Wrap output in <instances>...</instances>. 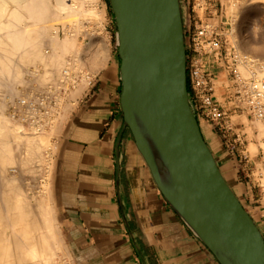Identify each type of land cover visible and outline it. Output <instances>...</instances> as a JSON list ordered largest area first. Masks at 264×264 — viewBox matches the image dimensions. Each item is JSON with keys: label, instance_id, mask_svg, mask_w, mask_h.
I'll list each match as a JSON object with an SVG mask.
<instances>
[{"label": "crops", "instance_id": "1", "mask_svg": "<svg viewBox=\"0 0 264 264\" xmlns=\"http://www.w3.org/2000/svg\"><path fill=\"white\" fill-rule=\"evenodd\" d=\"M180 6L186 30L192 1ZM120 90L119 66L109 55L58 135L49 188L73 264H221L164 199L130 130L120 134ZM202 134L214 152L217 137Z\"/></svg>", "mask_w": 264, "mask_h": 264}, {"label": "water", "instance_id": "2", "mask_svg": "<svg viewBox=\"0 0 264 264\" xmlns=\"http://www.w3.org/2000/svg\"><path fill=\"white\" fill-rule=\"evenodd\" d=\"M108 2L120 59V134L130 130L164 199L214 240L220 253L194 230L221 264H264V236L225 182L190 105L179 0H162L154 13L151 0Z\"/></svg>", "mask_w": 264, "mask_h": 264}, {"label": "bare ground", "instance_id": "3", "mask_svg": "<svg viewBox=\"0 0 264 264\" xmlns=\"http://www.w3.org/2000/svg\"><path fill=\"white\" fill-rule=\"evenodd\" d=\"M151 1L153 5L151 4L150 11L152 10L154 13L153 6H155L156 10H159L162 0ZM93 2L95 0H70V2L67 0H0V264H63V260H67L65 264H73L68 249L64 245L61 228L52 210L53 202L51 204L50 188L43 185L38 192L31 189L34 187L33 185L27 189H23L20 186L24 185L20 184L24 180L22 177L24 172L27 174L26 171L29 170L34 173L35 171L32 170L31 166H34L35 170L39 169L40 151L44 149V144L47 143L48 146V142L44 138L48 137L50 139L51 137L38 133L42 129L36 132L35 135L32 132L30 134L25 131L27 129L22 126V123H27L34 132V129H37L34 124H39L36 117H41L45 114L48 116V111L45 109L46 104L43 100L33 98L34 96L31 97L32 99L27 95L21 96L20 93L23 91L20 88L25 85L27 87L28 85L34 86L36 83L39 86L41 84L44 85V83L46 85L48 82L60 85L65 83L67 77L70 76V70H81L85 66L94 72L104 64L108 54L104 36L98 35L84 47H81L75 42V38L70 37L71 35L65 34L63 38H59L56 31H52L54 28L53 22L65 20L64 18H68L65 23L74 27L75 30H78L77 32L81 31V28H83L81 26V23H83L81 22L82 17L92 16L91 14H93L95 18L94 14L98 11L96 10L97 8L93 7ZM235 4L234 7L236 6ZM253 4L252 0L246 4L237 26L239 35L242 37L240 40H242L243 47H246L247 50L255 54V57H258L253 58L249 55L250 53H247L248 55L245 54L248 59L247 62L255 61L259 58L264 60V45L257 46L244 36L245 24L252 15L260 12V6ZM234 7L232 6L231 9H234ZM237 10L238 8L236 7L235 11L237 12ZM95 15L97 16V14ZM89 18L91 20V17ZM92 21L94 22V20ZM74 51L76 55H79L72 59L74 60L73 65L67 57L71 56L69 54ZM238 54L241 55L240 53ZM261 64H263L262 67L258 68L259 64L253 67L256 78L264 75V62ZM243 67H246L247 71L249 65L244 64ZM240 68L241 66L238 69ZM247 73L250 74L253 71L248 70ZM244 77L247 76L244 74ZM86 80L80 81L79 86L76 89L74 88L76 92L73 91V88L70 91V88L69 90L65 85L63 86L70 91V96L73 92H75L73 94L75 95L87 85L89 81L87 82ZM63 86L60 85V87ZM232 97L234 98V95ZM73 103H69V105ZM66 104L64 107L68 108L69 105L66 106ZM40 125L38 126L40 127ZM259 126L262 127L261 125ZM51 130L53 131V129ZM260 130L264 134L263 128ZM37 133L40 135H37ZM261 137L264 138V136ZM159 161L161 167H163L164 165L160 158ZM41 165L43 166V163ZM39 171H36L35 174H39ZM222 176L227 183L223 174ZM21 178L23 180L20 181ZM18 182H20V185ZM234 195L236 196L235 193ZM237 199L239 200L238 197ZM184 216L197 233L204 232L192 219L186 215ZM202 235L219 252L214 240L205 232Z\"/></svg>", "mask_w": 264, "mask_h": 264}, {"label": "rangeland", "instance_id": "4", "mask_svg": "<svg viewBox=\"0 0 264 264\" xmlns=\"http://www.w3.org/2000/svg\"><path fill=\"white\" fill-rule=\"evenodd\" d=\"M67 1L70 2V0H67ZM236 1L237 0H207L205 5L203 6V9L197 10L195 12L190 11L189 13L190 15L189 25H191L190 27H192L194 23L196 22L198 23V22L208 21L217 28V31L219 33V48L216 51H214L213 54L204 57L203 71L209 76V78L211 79L213 83L214 101L223 110H225L226 112L225 118L221 120H213L209 118L205 114V112H203V110L200 108L199 91L195 87H192L191 83L189 82V78H188V82H189L188 93L190 97V105L198 121L201 134H202V131L206 132L208 130L210 132H213V134L218 139L217 149L219 150V153L216 151L217 149H215L216 152L215 151L213 152V148L212 149L210 148L217 162V165L219 166L221 172L222 173L224 172L226 174L224 177L227 183L232 188V190L235 192V194L238 196L242 204H244L243 207L246 210L250 209V214H252V216L256 218V220L258 221V224L261 227L262 234L264 236V201H263L264 200V174H263L264 171H263V167L261 164V152L264 150V147H263L264 138L263 137L260 138V136H264V134L260 132L261 128H263V131H264V125L261 124V122L259 123V121H258L259 123L258 124L257 121L252 119L247 114V112L242 107V105L236 101L237 100L235 97L236 81L233 75V71L236 70L240 74V76L243 75L241 77L245 78L244 74L248 76L247 72L249 69L246 71L247 68L243 67L244 63L237 62L233 64L232 62V56L234 54L239 55L238 53H240L241 55L250 53L249 55H251V57L253 58L255 57L254 53L247 50L246 47H243L244 45L241 42L242 40H240V38L242 37L239 35V30L237 29L238 23L243 15V10L246 4L251 2V0H243V1L238 0V2ZM263 1L264 0H257V1L252 0V3H254L253 5L260 6V12H258L255 15H252L244 27L245 38L250 40L251 42H253V44L257 46L264 45V14H262L264 13ZM232 2H235L237 4L232 3ZM234 4L236 5L235 7H234ZM92 5L95 9L97 8L96 10H98L97 12H95L97 16L94 14L95 16L94 18L93 14H91L92 16L87 15L86 16L87 18L85 16L82 17L81 22L83 23H81V26H83V28H81V31L77 32L78 30H75L74 27L69 26L68 23H65L68 20V18H64L65 20L62 19V21L56 20L59 22L54 21L53 22L54 28L52 29V31L53 30L56 31L59 38H63L65 34L67 35L69 34L68 36L71 35L70 37L75 38V42L79 44L81 47H84L93 38L95 39L96 37H98V35L104 36L106 40V44H107V50H108L107 57L109 55L114 57L117 62V65L119 66L120 59L117 54L116 26L114 23V17H113L109 2L108 0H95V2L92 3ZM232 6L234 7L235 10L237 7L239 11L237 10L236 12L233 8H232L233 9L232 11L231 9ZM181 13H182V10H181ZM89 17H91V20H89L90 19ZM92 20H94V22ZM260 20H261V23H260ZM258 23H259V26H258ZM254 35H255V38H254ZM69 55L71 56H68L67 58L69 62L70 63L72 62L74 65V60L72 59H75L76 56L79 54L76 55V52L74 51ZM255 58H258V57H255ZM259 59L255 60L259 64L258 68L260 66H263V64L261 63L264 62L263 59L262 60L260 59V61ZM237 66L238 68L241 66V68L238 69ZM77 70L76 71L70 70L69 72L71 73L70 74L71 77L70 76H69L70 78L67 77V80L65 82L67 85L65 83L63 84L61 83L60 85L61 86L65 85L68 89L70 88L71 89V90L69 89L70 91H72V88H73V91L76 92L75 89L76 87L79 86L80 81L86 80V79H87L86 80L87 82L90 81V77L93 74L92 71H90L85 66L82 67L81 70L80 69L78 71ZM241 72L244 74H242ZM186 73H187V70H186ZM88 83L87 85H85V87L88 86ZM44 85L41 84L39 86V84L36 83L34 86L28 85V87L27 85L25 86L22 85L23 88L22 87L20 88L23 91L22 93H20L21 96L27 95L28 97L30 96L29 97L30 99H32L31 97L34 96L33 98H37L41 101L43 100V102L46 104L45 109H47L48 111V116L47 114H45L46 116L43 115L41 116L42 118L38 116L36 117L38 118L39 124L41 125L39 127L38 126L39 124L37 125L34 124L35 128H37L36 130L34 129V132L33 130H31L32 127L30 128L27 123H22V126L23 127L25 126L24 128L27 130L23 128L22 129L29 132L30 134L34 133L33 135H35L36 132L42 129L38 133H40L43 136H48V135L51 136L50 139L47 137L49 140L47 138H44L47 140L48 146H47V143L44 144V146L45 147L47 146V147L45 148L43 146L45 150L41 149L40 151L41 153H40L39 169L35 170L34 166H31L33 168L31 169L34 170L35 172L36 171L38 172L40 170L39 171L40 175L38 173L35 174V172L32 173V171L28 170L26 171L27 174H25V172L22 174L23 175L22 177L24 178V180L23 178H21L20 181L21 180L23 181H21V183L18 182V184L19 183L24 184V185L19 184L23 189L31 188L32 187L31 185H33L34 187H32L31 189L33 191L36 190L38 192H39V188H42L43 185H46L49 187V181L51 184L53 182L52 178H54V176H52V169H53V163H54V155H55L56 146H57L56 144L58 141V135L61 129V125L66 119V117L68 116V114L70 113V111L75 108L77 104L76 98L77 96H79L78 93L82 92V90H84L85 88L84 87L82 90L78 91V93H76L77 95L76 94L73 95L75 93L73 92L70 96L69 94L70 91L65 86L60 87V85H57V84L54 85L49 82L46 83L45 87ZM72 95L75 97H73ZM233 95H234V98L232 97ZM65 103H67L66 106H68L69 103L70 104L73 103V104L69 105L67 108V107H64ZM49 114L51 115L50 117H49ZM60 117L61 118L63 117L62 118L63 120ZM48 124L52 125L51 126L52 128ZM259 125L261 126L263 125V126L260 127ZM46 126L48 130L46 129ZM43 128H45L44 129L45 131L43 130ZM50 128L53 129V131ZM38 133L37 135H40ZM259 134H263V135H259ZM206 139H208L207 136H206ZM217 154L219 155L216 156ZM41 157L43 158V162H42ZM42 163H43V166L41 165ZM227 167H228L229 172L231 173L230 174L231 176H228L226 173ZM53 202H55V205H53L51 201V204L53 207L52 210H53L54 215L57 218V222L59 223L60 221L59 220L60 218L59 207L56 204L57 202L56 200H54ZM59 227L61 228L60 223H59ZM65 263H67V260L66 261L63 260V264ZM72 263H73V260H72Z\"/></svg>", "mask_w": 264, "mask_h": 264}, {"label": "built area", "instance_id": "5", "mask_svg": "<svg viewBox=\"0 0 264 264\" xmlns=\"http://www.w3.org/2000/svg\"><path fill=\"white\" fill-rule=\"evenodd\" d=\"M206 1H193L191 11L203 9ZM190 26L184 33L189 82L199 91L200 108L203 112L213 120H221L225 118L226 112L214 101L213 83L203 71L204 57L213 54L219 48V33L215 26L206 21L196 22L192 27ZM247 60L245 54L232 56L233 64L244 63L253 71L245 78L236 70L233 71L236 81L235 97L252 119L264 124V75L256 78L253 67L258 63ZM261 163L264 171V150L261 152Z\"/></svg>", "mask_w": 264, "mask_h": 264}, {"label": "trees", "instance_id": "6", "mask_svg": "<svg viewBox=\"0 0 264 264\" xmlns=\"http://www.w3.org/2000/svg\"><path fill=\"white\" fill-rule=\"evenodd\" d=\"M187 89L189 91V82H188V77H187Z\"/></svg>", "mask_w": 264, "mask_h": 264}]
</instances>
